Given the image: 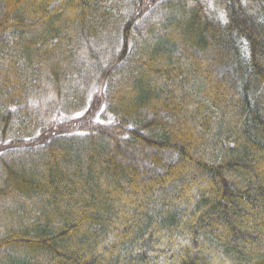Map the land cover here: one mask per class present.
Returning <instances> with one entry per match:
<instances>
[{"label":"trees","instance_id":"1","mask_svg":"<svg viewBox=\"0 0 264 264\" xmlns=\"http://www.w3.org/2000/svg\"><path fill=\"white\" fill-rule=\"evenodd\" d=\"M0 89V264H264V0H0Z\"/></svg>","mask_w":264,"mask_h":264},{"label":"rangeland","instance_id":"2","mask_svg":"<svg viewBox=\"0 0 264 264\" xmlns=\"http://www.w3.org/2000/svg\"><path fill=\"white\" fill-rule=\"evenodd\" d=\"M109 51H110V49L106 52L107 53V55H109ZM3 89V88H2ZM2 89H0V90H2ZM66 191V190H65Z\"/></svg>","mask_w":264,"mask_h":264}]
</instances>
